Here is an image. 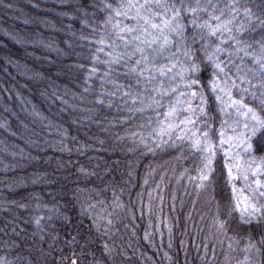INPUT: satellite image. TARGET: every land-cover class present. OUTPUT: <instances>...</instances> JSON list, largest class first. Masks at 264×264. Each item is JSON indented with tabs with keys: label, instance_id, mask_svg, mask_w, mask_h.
I'll use <instances>...</instances> for the list:
<instances>
[{
	"label": "trees",
	"instance_id": "obj_1",
	"mask_svg": "<svg viewBox=\"0 0 264 264\" xmlns=\"http://www.w3.org/2000/svg\"><path fill=\"white\" fill-rule=\"evenodd\" d=\"M103 2L0 0V264H264V219L243 212L264 206V170L246 184L229 176L225 117L206 88L203 187L205 154L190 141L141 142L156 117L109 95L115 77L96 51ZM248 155L251 172L264 165V152Z\"/></svg>",
	"mask_w": 264,
	"mask_h": 264
},
{
	"label": "snow or ice",
	"instance_id": "obj_2",
	"mask_svg": "<svg viewBox=\"0 0 264 264\" xmlns=\"http://www.w3.org/2000/svg\"><path fill=\"white\" fill-rule=\"evenodd\" d=\"M102 8L106 15L96 51L106 56L105 76L115 77L109 95H118L133 115L151 111L156 117L140 126L141 142L144 136L190 141L205 154L196 185L203 187L212 154L206 88L225 117L220 137L229 145L226 156L232 149L236 157L264 152V36L253 39L257 24L264 31V0H104ZM92 59L97 60L95 53ZM197 97L200 102L194 104ZM226 127L231 130L227 139ZM260 170L264 165L252 169ZM255 184L264 197V183ZM243 212L249 219H264V206L256 202H246ZM217 226L223 228L224 221Z\"/></svg>",
	"mask_w": 264,
	"mask_h": 264
},
{
	"label": "rangeland",
	"instance_id": "obj_3",
	"mask_svg": "<svg viewBox=\"0 0 264 264\" xmlns=\"http://www.w3.org/2000/svg\"><path fill=\"white\" fill-rule=\"evenodd\" d=\"M226 144V143H225ZM227 145V150L229 149V145ZM236 151V149H232L231 151H228L231 155H229V157H231V161H230V166H232V175L231 177L235 176L236 180H241V184H246L248 182V178L249 175L253 172L250 171V166H251V162L249 159V155L247 156H241V157H236L233 155V153ZM233 152V153H232ZM242 160V162H241ZM239 164V167L237 168L236 165ZM238 189H240L241 191L238 192L239 197H237L239 200H242L243 198H245L244 196V189L241 187H239Z\"/></svg>",
	"mask_w": 264,
	"mask_h": 264
}]
</instances>
